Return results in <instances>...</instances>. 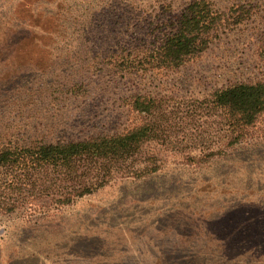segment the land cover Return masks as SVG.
Listing matches in <instances>:
<instances>
[{
    "label": "rangeland",
    "instance_id": "rangeland-1",
    "mask_svg": "<svg viewBox=\"0 0 264 264\" xmlns=\"http://www.w3.org/2000/svg\"><path fill=\"white\" fill-rule=\"evenodd\" d=\"M199 1L0 0V147L123 133L144 99L165 121L106 186L0 216V264H264V113L238 135L210 104L264 79V0H205L207 48L158 63Z\"/></svg>",
    "mask_w": 264,
    "mask_h": 264
},
{
    "label": "trees",
    "instance_id": "trees-1",
    "mask_svg": "<svg viewBox=\"0 0 264 264\" xmlns=\"http://www.w3.org/2000/svg\"><path fill=\"white\" fill-rule=\"evenodd\" d=\"M212 13L210 4L200 0L189 4L179 16L170 17V30L154 50L157 62L179 67L206 49L212 38L207 30L217 26ZM261 55L264 57V41ZM157 104L144 99L139 110L148 121L120 134L0 147V216L33 209L43 201L67 206L109 184L119 163L130 160L163 131L164 114ZM210 104L240 135L264 113V79L217 91Z\"/></svg>",
    "mask_w": 264,
    "mask_h": 264
}]
</instances>
